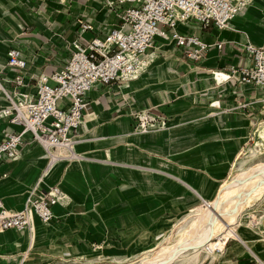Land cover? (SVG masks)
<instances>
[{"label":"crops","instance_id":"1","mask_svg":"<svg viewBox=\"0 0 264 264\" xmlns=\"http://www.w3.org/2000/svg\"><path fill=\"white\" fill-rule=\"evenodd\" d=\"M83 15L96 25L95 30L83 34L84 43L117 22L116 12L104 0H0V70L12 47L22 50L30 78L61 69L71 53L69 43L80 35L77 19ZM180 28L199 33L209 44L223 41L224 49L212 46L202 61L194 62L170 41L159 39L148 56L153 61L129 87L119 83L106 87L98 84L89 92L90 104L80 128L81 142L72 148L78 155L73 162L62 159L70 157V151L65 150L57 162L46 167L48 155L42 147H23L21 157L4 167L8 176L0 177V201L14 210L24 207L29 189L39 181L43 188L59 185L74 196V188L64 175L66 167L70 174L81 168L95 173L106 166L115 167L120 173L123 165H129L141 173L147 171L152 182L162 172L169 180L161 183L157 179L154 183L158 195L136 183L114 188L112 194L96 205L59 204L54 207L56 218L51 223L36 220L31 232H2L5 242L22 245L29 252L34 246L42 247L46 257L61 261L94 258L92 262L100 264L105 259L99 262L97 257H138L146 250H159L162 244L152 248L157 235L171 225L176 226L203 201L210 202L205 200L208 193H220L221 181L230 170L224 144L231 142L237 149L241 147L250 127L264 123V108L252 93L254 87L249 85L244 97L249 107L226 111L225 107L237 100L236 81L232 86L218 84L212 71L228 70L243 62L242 48L247 43L263 44L264 0H255L245 15L230 22L229 28L210 26L203 30L196 23ZM29 82V90L36 93V80ZM214 99L221 101L222 108L210 105ZM148 108H153L151 116H164L165 127L171 125L172 129L150 133L140 129L137 114ZM13 130L19 129L1 120L0 141ZM223 133L232 138L223 137ZM263 138L264 135L260 140ZM197 200L201 203L191 206ZM184 207L190 208L175 221ZM86 214L89 219H83ZM231 241L219 263L215 260L214 264H254L247 248L264 255L260 243L250 241L244 247L230 244ZM97 245L100 250H96ZM240 256L246 259H236ZM9 260L17 262L18 258L12 256Z\"/></svg>","mask_w":264,"mask_h":264},{"label":"built area","instance_id":"2","mask_svg":"<svg viewBox=\"0 0 264 264\" xmlns=\"http://www.w3.org/2000/svg\"><path fill=\"white\" fill-rule=\"evenodd\" d=\"M254 2L104 0L105 5L116 12L115 25H107L84 43L83 34L95 30L96 25L85 15L79 17L80 35L69 43L71 53L62 68L51 74L41 73L37 78L29 77V64L22 50L10 48L0 70V96L3 98L0 121L19 125L22 130L9 131L0 141V177L8 176L4 167L21 157L23 147L40 146L51 161L55 157L53 151L58 147L72 149L73 143L81 139L80 128L90 104L89 92L98 84L106 87L119 83L129 87L153 61H149L148 56L159 39L170 41L188 60L200 62L212 46L223 50L225 42L209 44L199 33L184 32L180 26L196 23L203 30L210 26L226 29L236 16L245 15ZM242 49L245 51L241 54L243 62L228 70L212 71L218 84L230 83L232 86L236 81L237 100L225 107L226 111L249 107L250 103L244 99L249 85L254 87L252 93L264 108V40L262 45L247 43ZM4 72L6 74L2 75ZM32 79L36 80V93L29 90ZM210 105L222 108L217 99ZM142 114L145 110L137 116L145 128L148 118L143 119ZM41 183L39 181L29 189L22 209H9L0 201V233L10 229L19 233L30 231L34 220L49 224L56 218L54 207L67 205V195L59 185L43 188Z\"/></svg>","mask_w":264,"mask_h":264},{"label":"rangeland","instance_id":"3","mask_svg":"<svg viewBox=\"0 0 264 264\" xmlns=\"http://www.w3.org/2000/svg\"><path fill=\"white\" fill-rule=\"evenodd\" d=\"M126 6H128V4ZM151 109L148 108L145 110V114H147V116L145 117L148 118L147 120L148 124H146L145 128H142L141 124L143 123V121H140L139 122L140 129H146V131H144L145 133L167 131L170 128L172 129L171 125L170 126L166 125V127L158 126L157 122L162 121L163 116L161 115L151 116L152 115ZM145 117H142V118L145 119ZM250 128L251 129H250V132H248L246 140L244 141L243 145L239 147L238 149L231 142L224 144V147L228 149V152H227L228 154L226 157L230 164V170H229V174L227 175V177L223 179V181H221L223 182L222 186H225L227 183L230 182V180L233 177L236 176V166L240 164V162L244 158L249 160V163H248L249 167L256 165V164L264 165V149L260 152V154L257 157L251 158V159L249 157V151H247L248 148L251 145L252 147H258V145L256 144L257 142L256 137L254 136V132L257 128V123L253 124V126ZM222 136L226 137L225 133H223ZM226 138H232V137H226ZM262 142L264 143V138ZM47 159L48 160L46 162L47 164L46 167H48L51 162V159L49 157H47ZM70 162H73V160H71ZM233 163L235 164L232 166ZM124 166L125 165H123L121 169L122 172L120 173L116 172L115 167L106 166V168L101 169L100 171H96L95 173L91 169L86 170L85 168L84 169L81 168L79 172L75 174L68 173L67 167H66L64 175L66 176V178H68V180L71 183V187L74 188V191H75L74 196L70 195V193L65 191L67 195V198L65 199L66 203L67 204L77 203L80 205L82 204L96 205V203L99 202L102 198L107 197L110 194H112L113 193L112 190L114 188H117L119 186H124V187L134 186L136 183H140L143 189H147L149 191H152L153 189V192L158 195L159 192H155L154 190V183L157 182V179H158V182H161V183L162 182L165 183L167 180H169V178L165 177L164 175H161L162 172H160L161 174H157L155 176V179H153V182H152V179L150 178V176H148L147 171H143L141 173L140 170H138L136 167L129 166V165H126L125 167ZM219 184L220 183H218L217 188L219 187ZM221 191H222V188L220 190V193ZM220 193L215 192L212 195L208 193L205 200H210L209 203H214V201L216 202L221 198V196H219ZM159 195L162 196L163 194L161 193ZM203 202L201 203V201L197 200L194 203H192L191 206H196L197 204H200V203L201 204L199 206L192 208L189 212L187 211L189 210L190 207H184L183 209H181V211H179L178 218H176L175 221H178L181 218V216L184 215L186 212H187L186 214L187 216L193 209L205 205ZM89 211L92 212V210H89ZM89 217L90 215L86 214L83 216V219H86V218L89 219ZM181 220L177 222L176 226L171 225L167 227V229L163 231V233L157 235L158 239L156 243L152 245V248L158 247L159 244H162V246L159 248L161 249L163 245L167 243V240L169 241L170 237L173 235L174 231L178 227L177 225L179 224ZM241 224L242 225L238 226V229L240 233L244 234L243 240L245 239L244 241L247 244H248V241L249 242L252 241V242H257L258 244L260 243L262 246H264V197L258 200L250 209L245 211L244 215L241 217ZM171 229L173 230L169 233ZM4 233H0V264H18L19 263L18 261L20 259H22L20 264H98L96 262H92L94 258H89L87 260H76L75 262L74 260L61 261L60 259H57V260L50 259L42 253V247L36 248L34 246L31 252H29L28 249H24L22 245L21 246L10 245L9 243L4 241L5 239ZM40 242H41L40 244H42V240ZM233 243H239L242 246L245 245V243H243L241 240L233 239L230 244H233ZM247 250H249L250 253L252 254L250 255L249 258L254 260V264H264L263 254L253 252V249L251 250L247 248ZM153 251H158V250H150V251L146 250L142 254V256H138V257H133V256L115 257V255L113 256L109 255L106 258L97 257V259L101 260L99 262H103L102 260L105 259V262L100 263V264H129V263L139 264L141 257H144L152 253ZM12 256L17 257L18 261L17 262L10 261L9 258ZM240 257L241 258H236V259H240V260L246 259V257H242V256ZM109 258L110 260H107ZM114 258L119 259L118 260L119 262L115 261ZM106 260L109 262H107ZM216 263H219V260H217ZM198 264H214V261L210 257L207 258L206 251H204L203 254L200 256Z\"/></svg>","mask_w":264,"mask_h":264},{"label":"bare ground","instance_id":"4","mask_svg":"<svg viewBox=\"0 0 264 264\" xmlns=\"http://www.w3.org/2000/svg\"><path fill=\"white\" fill-rule=\"evenodd\" d=\"M145 116L147 114H142V117ZM163 124L164 121L158 122V126ZM10 125L22 130L19 125ZM263 135L264 123H261L254 132L258 147L251 145L247 150L250 159L257 157L264 149V143L260 140ZM77 143L78 141L74 142L72 148ZM65 150L70 151V157L62 159L72 160L78 157L73 149L58 147L53 151L52 155L55 157L49 166L57 162V157L64 154ZM248 163L249 160L244 158L236 166V176L222 187L219 195L221 198L219 197L218 201L203 202L205 205L193 209L179 222L169 241L167 240L158 251L141 257L139 264H198L204 251L207 258L215 261L226 253L227 244L231 239L241 240L247 244L245 239L243 240L244 234L238 229V226L242 225L241 217L264 197V165L256 164L249 167ZM32 226L34 229L35 220ZM96 250H100V246H97Z\"/></svg>","mask_w":264,"mask_h":264}]
</instances>
